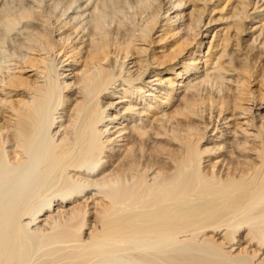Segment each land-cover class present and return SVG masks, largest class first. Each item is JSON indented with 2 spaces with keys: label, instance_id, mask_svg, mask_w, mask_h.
<instances>
[{
  "label": "bare ground",
  "instance_id": "bare-ground-1",
  "mask_svg": "<svg viewBox=\"0 0 264 264\" xmlns=\"http://www.w3.org/2000/svg\"><path fill=\"white\" fill-rule=\"evenodd\" d=\"M0 264H264V0H0Z\"/></svg>",
  "mask_w": 264,
  "mask_h": 264
}]
</instances>
